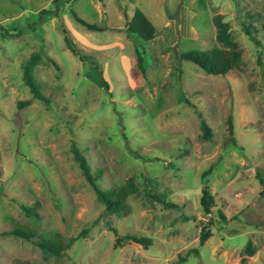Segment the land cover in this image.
<instances>
[{"label": "rangeland", "instance_id": "374dc122", "mask_svg": "<svg viewBox=\"0 0 264 264\" xmlns=\"http://www.w3.org/2000/svg\"><path fill=\"white\" fill-rule=\"evenodd\" d=\"M136 9L155 29L150 42L127 32ZM216 16L242 58L218 76L181 59L226 50ZM244 21L264 44V0H0V264H264V52ZM64 37L89 59L73 55ZM33 53L41 57L33 78L49 104L24 82ZM75 151L92 175L102 170L101 189L132 181L126 212L105 214ZM144 178L179 208L151 203ZM203 184L215 201L210 214L200 205ZM15 228L57 235L68 247L48 257ZM110 228L152 246L115 249ZM204 229L211 236L200 245Z\"/></svg>", "mask_w": 264, "mask_h": 264}, {"label": "trees", "instance_id": "16d2710c", "mask_svg": "<svg viewBox=\"0 0 264 264\" xmlns=\"http://www.w3.org/2000/svg\"><path fill=\"white\" fill-rule=\"evenodd\" d=\"M74 16L75 21L87 28L90 31L94 32H102V28L97 27L93 24H88L82 20H80L77 16ZM247 19H255L253 16L246 13ZM221 16H216L214 18V23L218 28L217 31V42L221 43L224 49L213 48L210 51H189L181 54V59L183 61L191 62L197 67H199L204 73L208 75H226L229 71L238 70L242 63L241 52L238 49L236 43L230 35V29L226 23L222 22ZM248 20V21H250ZM242 30L245 35L256 45V47L261 48L264 52V44L260 39L256 37L258 31L255 27H253L250 23L241 22ZM127 32L130 34L136 35L144 42H150L154 38L155 29L146 16L140 10L136 9L133 13L132 18L130 19L127 25ZM65 44L69 51L77 56L80 61H86L89 58L83 55L76 46L69 40L67 37H64ZM41 61V57L38 53H33L29 59L26 60L23 66V77L25 84L29 87L30 92L32 93V98L35 100H39L43 103L49 104V100L42 95L40 92V88L36 85L35 80L33 78V68L36 66L38 62ZM50 62H52L49 59ZM94 63H92L93 65ZM137 67L140 69L142 73H144L142 58L138 56L137 58ZM94 69H98L94 65ZM97 80L98 84H102L103 87L108 90V84L105 82L102 72H97ZM187 104V100H184ZM31 103L30 100L24 102H18L17 107L20 109L25 107ZM200 116V114L198 113ZM202 137L204 139H209L211 137L210 129L208 128L206 122L204 120L200 121ZM228 132L230 137L233 139V122L232 119L228 118ZM233 141V140H232ZM75 160L78 162L80 169L82 170L83 175L85 176L87 182L93 188L96 198L98 201L104 206V212L106 215H120L127 211V198L131 193L136 192V188L134 187L132 181H127L126 186L120 187L119 189H101L96 183L97 176H100L102 170H97L95 175L90 173V167L86 161V159L77 151H75ZM212 172V167H209L206 171L201 174V180L204 181L209 174ZM98 174V175H97ZM144 184L146 188V196L149 201L153 204H156L161 207L163 210H171L178 209L179 206L168 201L166 196L163 193L154 192V188H150V185L153 184V181L144 178ZM200 205L205 214L211 213V208L215 206V201L211 196L208 188L205 184H203L201 188V198ZM24 210L29 214H34V208L23 207ZM220 218L222 217L221 212L218 213ZM189 220V218H185ZM113 233L115 242L114 248L122 249L125 246H131L140 250H148L152 246V239L149 237H137L134 235H119L118 232L114 228H110ZM13 236L17 238L24 239L35 244L41 251L48 257H59L63 251L68 247L65 245L63 240L57 235H38L34 232L28 230H22L19 228H15L11 233ZM211 236L210 231L203 230L200 235V245H203ZM77 238L70 239V243H73Z\"/></svg>", "mask_w": 264, "mask_h": 264}]
</instances>
